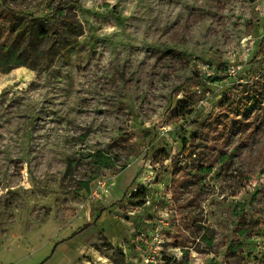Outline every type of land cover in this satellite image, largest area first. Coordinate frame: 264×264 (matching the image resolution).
<instances>
[{
    "label": "rangeland",
    "instance_id": "obj_1",
    "mask_svg": "<svg viewBox=\"0 0 264 264\" xmlns=\"http://www.w3.org/2000/svg\"><path fill=\"white\" fill-rule=\"evenodd\" d=\"M8 14L27 59L0 63V264H264V0Z\"/></svg>",
    "mask_w": 264,
    "mask_h": 264
},
{
    "label": "trees",
    "instance_id": "obj_2",
    "mask_svg": "<svg viewBox=\"0 0 264 264\" xmlns=\"http://www.w3.org/2000/svg\"><path fill=\"white\" fill-rule=\"evenodd\" d=\"M13 15V14H12ZM12 15L8 14L5 16L0 15V19H3V21H8L9 27L4 28V32L7 33V42L2 45L0 48V63L3 65H8V66H18V65H23L26 63V54L25 52L21 51V37L22 34L18 32L17 29H15L13 20L15 19L12 17ZM7 18L8 20H4ZM11 25V26H10ZM2 28V27H1ZM175 113H177L181 118H186L189 114H191L192 111H186L182 108V105L179 104L174 110ZM87 186V185H86ZM251 227V226H248ZM76 235V233L74 234ZM236 243V241H233L228 248L226 254L227 256H232L233 253L236 251L233 250V245ZM237 243H240L237 241Z\"/></svg>",
    "mask_w": 264,
    "mask_h": 264
},
{
    "label": "crops",
    "instance_id": "obj_3",
    "mask_svg": "<svg viewBox=\"0 0 264 264\" xmlns=\"http://www.w3.org/2000/svg\"><path fill=\"white\" fill-rule=\"evenodd\" d=\"M44 261H46V260H44ZM47 263H48V262H47ZM47 263H46V264H47Z\"/></svg>",
    "mask_w": 264,
    "mask_h": 264
}]
</instances>
